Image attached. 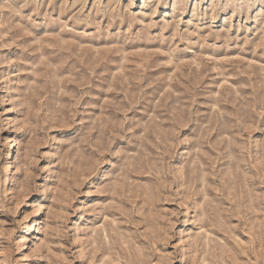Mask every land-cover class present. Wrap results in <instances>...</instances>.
<instances>
[{
  "label": "rangeland",
  "instance_id": "obj_1",
  "mask_svg": "<svg viewBox=\"0 0 264 264\" xmlns=\"http://www.w3.org/2000/svg\"><path fill=\"white\" fill-rule=\"evenodd\" d=\"M0 264H264V0H0Z\"/></svg>",
  "mask_w": 264,
  "mask_h": 264
},
{
  "label": "bare ground",
  "instance_id": "obj_2",
  "mask_svg": "<svg viewBox=\"0 0 264 264\" xmlns=\"http://www.w3.org/2000/svg\"><path fill=\"white\" fill-rule=\"evenodd\" d=\"M4 110H3V112L1 113L2 115H7V114H9L11 111H12V108H9V107H4L3 108ZM10 144H11V151H10V154H9V156H13L14 154V147H13V145H14V143H15V139H13V136H10Z\"/></svg>",
  "mask_w": 264,
  "mask_h": 264
}]
</instances>
